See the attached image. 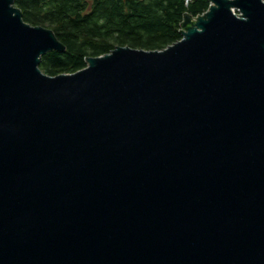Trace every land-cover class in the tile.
I'll return each mask as SVG.
<instances>
[{
  "label": "water",
  "instance_id": "1",
  "mask_svg": "<svg viewBox=\"0 0 264 264\" xmlns=\"http://www.w3.org/2000/svg\"><path fill=\"white\" fill-rule=\"evenodd\" d=\"M208 1L50 76L0 0V264H264V0Z\"/></svg>",
  "mask_w": 264,
  "mask_h": 264
},
{
  "label": "trees",
  "instance_id": "2",
  "mask_svg": "<svg viewBox=\"0 0 264 264\" xmlns=\"http://www.w3.org/2000/svg\"><path fill=\"white\" fill-rule=\"evenodd\" d=\"M23 19L54 31L66 47L42 58L50 76L76 73L86 59L111 53L118 46L164 50L180 41L184 16L204 14L208 0H15Z\"/></svg>",
  "mask_w": 264,
  "mask_h": 264
},
{
  "label": "built area",
  "instance_id": "3",
  "mask_svg": "<svg viewBox=\"0 0 264 264\" xmlns=\"http://www.w3.org/2000/svg\"><path fill=\"white\" fill-rule=\"evenodd\" d=\"M192 0H186V5H188Z\"/></svg>",
  "mask_w": 264,
  "mask_h": 264
}]
</instances>
